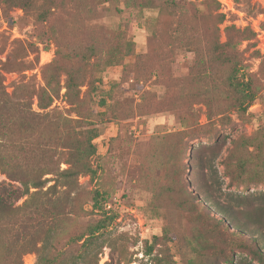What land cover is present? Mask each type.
Wrapping results in <instances>:
<instances>
[{"label": "rangeland", "instance_id": "1", "mask_svg": "<svg viewBox=\"0 0 264 264\" xmlns=\"http://www.w3.org/2000/svg\"><path fill=\"white\" fill-rule=\"evenodd\" d=\"M2 171L0 264H264V0H0Z\"/></svg>", "mask_w": 264, "mask_h": 264}, {"label": "trees", "instance_id": "2", "mask_svg": "<svg viewBox=\"0 0 264 264\" xmlns=\"http://www.w3.org/2000/svg\"><path fill=\"white\" fill-rule=\"evenodd\" d=\"M229 60V59H228ZM227 60V61H228ZM231 87L234 89L235 92H237L240 96H241V101L239 102V107H243V104L246 102L248 104H251L254 101V94L250 88V85L248 83H236V82H231ZM45 93V92H43ZM44 97L43 95L38 96V107L39 109H47L51 106V98H48L47 102H44ZM2 174L6 175L7 180L12 181V182H17L21 185L20 187H12L10 190L7 189V187L4 185L5 182H0V209H6L7 208V204H6V199H19L21 197L24 196H32V194H30V189H39L41 187H43L44 183L47 180L42 179L44 175L43 174L41 177H36V178H32V180L30 181H25L23 180V178L20 175H11L8 172H1ZM61 175V177L63 178H67V179H71L72 177L77 175V172H75L74 170L66 169L63 170L59 173ZM11 187V186H10ZM206 197L208 198L209 202L212 203V205L216 208L217 211H219V213L223 214V215H229L230 212V208H228V206L225 205H221L218 202H216L215 200H211L209 199V195L207 194ZM236 229L241 230V231H250L249 230V226L247 224H243L241 222H237L235 224ZM98 232V228L95 227L94 229H92L87 238H85L84 242H83V246L86 247H90L92 246L93 243V239L96 237V233ZM75 241L80 242L81 238L79 239H75ZM49 248L43 243L39 248H37L36 250V254L38 255L37 258V264H56V262L59 261L60 259V254H57L56 256H54L53 258L49 257ZM263 263L264 260L259 257ZM81 261V254L78 255L75 259V261ZM71 264H76V262H72Z\"/></svg>", "mask_w": 264, "mask_h": 264}]
</instances>
